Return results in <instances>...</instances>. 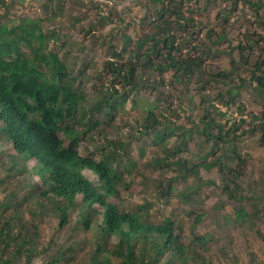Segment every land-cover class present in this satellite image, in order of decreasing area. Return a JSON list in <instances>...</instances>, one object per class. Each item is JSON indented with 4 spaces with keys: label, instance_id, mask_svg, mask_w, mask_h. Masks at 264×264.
<instances>
[{
    "label": "trees",
    "instance_id": "trees-1",
    "mask_svg": "<svg viewBox=\"0 0 264 264\" xmlns=\"http://www.w3.org/2000/svg\"><path fill=\"white\" fill-rule=\"evenodd\" d=\"M62 1L65 0H48L45 3L52 11L47 18H32L20 14L4 21L15 1L12 0L11 4L0 0V4L6 9L5 16H0V138L18 155L14 158L13 169L17 163L25 166L34 161L42 181L39 184L33 180L22 201L17 196L8 194L6 201L0 206L1 216L4 217V221L0 223L2 257H6L7 263L14 264L15 259L26 256V264H33L38 255L41 254V257L51 250H58L41 263L60 264L73 258L78 252L77 247L81 246L78 238L58 243L54 241L47 248L40 249L42 252L39 250V221L44 219L45 214L52 213L58 218L59 233L72 225V216H76L77 221L72 226L74 233H92L95 250L93 258L87 260V264H113L114 260H118L120 264H212L203 255L209 251L212 234L202 236L195 233L188 244H185L184 237L178 233L182 229L177 226L174 218L155 222L145 206L135 212L125 208L121 192L122 187L127 186L125 175L134 174L139 167L129 151L128 142L107 140L99 146L100 157L82 156L80 146L84 137L100 129L103 123L110 125L111 121L116 120L120 108L133 96L136 98L144 89H159L165 84L164 80H156V84H153L154 74L164 77L171 71L177 79L192 77L203 69L205 60L213 57L215 50L194 43V32L176 40L174 30L188 32L190 27L195 26L194 18L186 17L180 8L182 1L166 4L162 0H154L162 2V5H155L153 29L135 42L136 46L131 50L133 57L127 62L122 61L129 47L126 51L113 47L110 50L116 60L110 58L104 71L109 72L114 82H122V87L116 84L110 87L96 85V91L90 93L86 82L97 80L96 84H100L98 80L102 75H90L89 62H82L79 57L68 64L66 58L62 59L61 53L54 48L58 46L62 50H68L69 46L68 35L56 30L57 26L52 27L54 20L64 15L66 2ZM251 5L257 6L255 3ZM84 18L77 21L83 22ZM107 21H110L109 16L101 14L99 24L105 26ZM45 22L51 23V29L44 28ZM94 26L95 24L89 30L83 27L81 32L86 37L96 35ZM225 36V26L220 33L206 34L211 43H217ZM126 39L129 46L133 39L130 36H126ZM188 42V56H184L183 48ZM262 44L264 37L261 35L258 39L248 38L239 43V58L236 63L232 62L234 66L231 72L218 73L215 79H229L231 73L238 71L235 66L244 68L250 72L249 79L255 83L257 92L264 99ZM82 50L86 51L85 47ZM256 50H261L262 56L251 64L249 58L254 56ZM223 83L231 84L226 81ZM227 92L231 97L235 90L229 87ZM225 96L226 94L221 93L220 98ZM159 100H162L161 96ZM254 118L259 122L248 131L259 132L260 143L264 146V115ZM158 119L155 110L150 109L148 118L142 122L147 133L150 134V130L155 129L158 142L176 137L172 147L164 151V159L156 160V165L162 166L164 174L168 172L173 175L165 182L166 190H161V198L166 199L171 195L174 183L179 180L187 182L191 177L199 178L200 169L211 171L218 167L223 176L227 175L222 179V191L230 201L240 206L234 210V217L227 213H222L220 218L208 213L199 215L194 222L195 227L209 217L218 228L223 223L228 225L231 222L253 225L252 218L260 213L258 205L264 196L260 195L259 198L255 194L249 198L242 193L246 163L239 154L240 136L237 132L244 120L234 122L227 130L219 126L218 133L210 132L212 122L204 120V128L199 129L206 135L207 141L213 142V147L210 153L199 157L203 160L201 164H189L178 157L188 149L187 138L192 137L191 129L177 137V128L165 126ZM210 156H213V160L207 161ZM173 167H178V171L172 170ZM85 170L98 175L100 186L84 175ZM19 173L24 174V169ZM11 175L12 172H8L7 176ZM159 187L163 189L164 183L161 182ZM3 192L7 193L6 190ZM182 196L187 201L191 198L189 193H183ZM248 200L256 203L252 212L242 206ZM28 203L35 206L27 209L31 223L24 219V206ZM10 210L13 211L12 214H8ZM259 236L264 240L262 234Z\"/></svg>",
    "mask_w": 264,
    "mask_h": 264
},
{
    "label": "rangeland",
    "instance_id": "rangeland-1",
    "mask_svg": "<svg viewBox=\"0 0 264 264\" xmlns=\"http://www.w3.org/2000/svg\"><path fill=\"white\" fill-rule=\"evenodd\" d=\"M11 1L5 0L6 3L12 4ZM14 1L9 9V16L4 21L20 14L42 19L52 14L51 9L45 4L48 0ZM171 1H182L180 8L186 17H193L195 20V26L190 27L188 32L174 30L176 40L179 41L187 37V33L194 32L195 36L192 39L194 43L211 47L215 50L213 57L207 58L203 69L192 77L177 79L171 71L164 77L154 74L153 84H156V80H164L165 84L159 89L154 87L144 89L136 98L133 96L123 108H120L121 111L116 120L111 121L110 125L103 123L100 129L84 137L80 153L86 157L94 155L100 157L99 146L107 140L128 142L129 151L139 165L134 174L126 173L127 186H123L121 190L124 197L123 205L128 211L135 212L145 206L155 222H162L169 217L174 218L177 226L182 229L178 233L184 237L185 244H188L195 233L202 236L212 234L209 251L203 254L212 264H264V240L259 236V234L264 236V199L258 205L260 213L252 218L253 225L231 222L228 225L223 223L222 227L218 228L209 217L195 227L196 217L205 213L219 218L222 213L234 217V210L240 205L230 201L221 189L222 179L227 175L223 176L218 167L211 171L200 169L199 178L191 177L187 182L179 180L174 183L171 195L166 199L161 198V190H166L165 182L173 175L168 172L164 174L161 170L162 166L156 165V160L164 159V151L172 147L176 137L158 142L156 130H150L148 134L142 126V122L149 116L150 109H154L161 123L177 128V137H181L188 130L190 132L191 129L192 137L187 138L188 149L178 158L186 160L189 164H201L203 160L199 157L210 153L213 147V142L207 141L206 135L199 129L204 128V120L207 123L212 122L209 131L214 133L219 132V126L227 130L234 122L244 120L237 132L240 136L239 154L243 156L246 163L242 193L244 192L249 198L255 194L259 195V198H261L260 195L264 196V146L260 143L259 132L248 131L259 122L254 117L264 115V99L257 92L255 83L249 79L250 72L244 68L235 66L238 71L231 73L229 79H219V81L215 79L218 73L231 72L234 66L232 62L236 63L239 58V43L245 42L248 38L258 39L260 35L264 37V0H162L166 4ZM62 2H66L64 15L54 20L52 25V27L57 26L56 30H61L68 35V50L54 47L61 53V58H66L68 64L75 62L77 57L82 62L87 60L91 66L90 75H102L98 80L100 84H96L97 80L86 82L90 93L96 91V85L110 87L116 84L122 87V82H114L109 72L104 71L110 58L116 60L112 57L110 50L113 47L123 51L129 47L128 51L125 50L126 53L122 59L124 62L129 61L133 57L131 50L132 47L135 48V42L153 29L155 5H162V2L154 0H65ZM251 3L257 6H252ZM5 14L6 9L0 4V16ZM101 14L110 18L105 26L99 24ZM85 16L87 18H84ZM80 18H84V21L78 22L77 19ZM93 24H95L96 35L86 37L81 29L84 27L89 30ZM223 26H225V38L217 43L208 41L206 34L220 33ZM44 28L51 29V23L45 22ZM126 36L133 39L129 46ZM81 45L86 51L83 52ZM188 50L189 42L184 46L182 54L188 56ZM259 56H262L261 50H256L254 56L249 58V63L252 64ZM261 58L264 59V56ZM224 81L231 84L227 85L223 83ZM229 87L235 90L231 97L227 95ZM221 93L226 94L222 99ZM160 96L162 100H159ZM17 156L12 147L0 138V206L6 201L8 194H13L22 201L26 192L29 191L27 187L33 180L39 184L42 183L39 169L34 161L26 163L25 166L17 163L16 168L13 169L14 158ZM211 160L213 156L207 159V161ZM22 169L24 174L21 175L19 172ZM178 169V167L172 168L174 171ZM8 172H12V175L7 176ZM84 175L92 183L100 186V178L97 174L85 170ZM161 182L164 183L163 189L159 187ZM4 190L7 193H4ZM183 193H189L191 198L187 201L182 196ZM254 203L255 201L248 200L243 202L242 206L252 212ZM30 207L35 206L29 203L24 206L26 212L24 219L29 223H31V217L27 209ZM1 212L0 210V223L4 221ZM12 213V210L8 212V214ZM51 214H45L44 219L39 221L37 239L39 250L47 248L48 244L54 241L58 243L62 240L72 241L78 238L81 246L77 247V254L60 264H87V260L93 258L95 250V239L92 233L73 232L72 226L77 222L76 216H72V225L59 233L58 218ZM57 251L51 250L49 254H43L41 257V254L38 255L33 264L44 263V259L51 258ZM6 261V257L3 258L0 252V264H11ZM14 264H26V256L18 257L14 260ZM113 264H120V262L114 260ZM190 264L198 263L190 262Z\"/></svg>",
    "mask_w": 264,
    "mask_h": 264
},
{
    "label": "bare ground",
    "instance_id": "bare-ground-1",
    "mask_svg": "<svg viewBox=\"0 0 264 264\" xmlns=\"http://www.w3.org/2000/svg\"><path fill=\"white\" fill-rule=\"evenodd\" d=\"M99 6V5H98ZM95 7V6H94ZM125 10V9H124ZM110 11V10H109ZM108 11V12H109ZM108 14V13H107ZM124 14V13H123ZM126 21V20H125ZM135 22V21H134ZM164 29V28H163ZM119 32V31H118ZM174 33V32H173ZM124 37V36H123ZM147 37H149V36H147ZM150 38V37H149ZM147 40V39H146ZM150 40V39H149ZM143 46V45H142ZM146 57H148V56H146Z\"/></svg>",
    "mask_w": 264,
    "mask_h": 264
}]
</instances>
